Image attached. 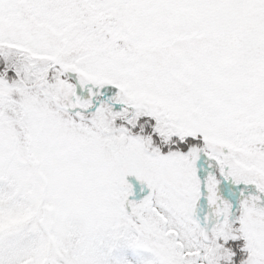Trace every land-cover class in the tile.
Segmentation results:
<instances>
[{
	"label": "snow or ice",
	"instance_id": "6c2138e0",
	"mask_svg": "<svg viewBox=\"0 0 264 264\" xmlns=\"http://www.w3.org/2000/svg\"><path fill=\"white\" fill-rule=\"evenodd\" d=\"M0 264H264V0H0Z\"/></svg>",
	"mask_w": 264,
	"mask_h": 264
}]
</instances>
